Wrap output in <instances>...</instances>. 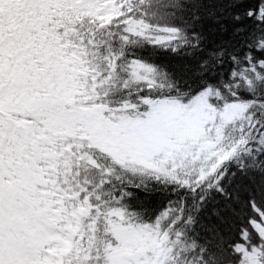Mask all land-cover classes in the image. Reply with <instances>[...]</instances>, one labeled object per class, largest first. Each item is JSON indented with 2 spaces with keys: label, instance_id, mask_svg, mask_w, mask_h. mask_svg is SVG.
Returning a JSON list of instances; mask_svg holds the SVG:
<instances>
[{
  "label": "snow or ice",
  "instance_id": "snow-or-ice-1",
  "mask_svg": "<svg viewBox=\"0 0 264 264\" xmlns=\"http://www.w3.org/2000/svg\"><path fill=\"white\" fill-rule=\"evenodd\" d=\"M0 264H264V0H0Z\"/></svg>",
  "mask_w": 264,
  "mask_h": 264
}]
</instances>
